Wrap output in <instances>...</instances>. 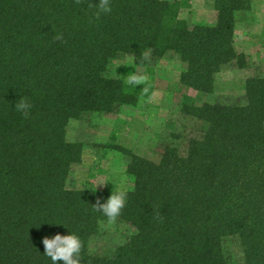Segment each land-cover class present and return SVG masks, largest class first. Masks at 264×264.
<instances>
[{
  "label": "trees",
  "instance_id": "1",
  "mask_svg": "<svg viewBox=\"0 0 264 264\" xmlns=\"http://www.w3.org/2000/svg\"><path fill=\"white\" fill-rule=\"evenodd\" d=\"M209 1L211 25L179 16L190 0H111L99 18L96 0H0V264H51L43 238L68 228L83 241V264H264L263 74L246 76L239 97L184 96L179 109L198 125L168 133L155 160L121 148L131 186L117 221L134 230L124 243L88 248L107 222L94 204L112 186H66L82 157L69 121L149 98L159 59H178L179 82L203 93L225 66H250L234 32L254 0ZM127 54L151 78L110 76ZM19 97L33 104L28 119L14 109Z\"/></svg>",
  "mask_w": 264,
  "mask_h": 264
},
{
  "label": "rangeland",
  "instance_id": "2",
  "mask_svg": "<svg viewBox=\"0 0 264 264\" xmlns=\"http://www.w3.org/2000/svg\"><path fill=\"white\" fill-rule=\"evenodd\" d=\"M179 16L189 24L211 25L216 11L209 0H190ZM235 47L247 55L248 68L227 65L215 77L214 90L203 93L179 82L183 64L174 56H165L153 65V91L135 106H122L114 113L89 114L82 119H71L67 125V138L82 143V157L72 165L66 186L70 189L105 190L107 186L129 188L131 179L125 173L128 155L121 149L150 160H155L165 136L170 132L195 127L198 121L179 109L184 96L196 104L213 103L220 98L239 97L244 94V80L251 73L264 75V0H254L249 11L235 16ZM108 74L132 85L137 78H151L144 67H137L127 54L114 60ZM106 182L103 185L98 183ZM97 185V187H96ZM125 223L103 222L98 234L88 241L94 253H105L122 244L133 233Z\"/></svg>",
  "mask_w": 264,
  "mask_h": 264
},
{
  "label": "clouds",
  "instance_id": "3",
  "mask_svg": "<svg viewBox=\"0 0 264 264\" xmlns=\"http://www.w3.org/2000/svg\"><path fill=\"white\" fill-rule=\"evenodd\" d=\"M95 7L94 15L96 18L112 12L111 0H96ZM56 39L62 40L63 34H57ZM32 108L33 104L28 97H19L14 105L15 111L21 113L25 119L30 118ZM106 182L109 181H104L97 185H103ZM128 194V188L117 186L115 190L111 191L106 200L103 202L99 199L97 200L96 204H94L95 211L102 213L109 223L116 222L127 204ZM42 242L44 255L50 259L51 264H58L60 261L63 264H83L82 250L84 245L77 232L68 228L67 234L56 233L51 237L46 236Z\"/></svg>",
  "mask_w": 264,
  "mask_h": 264
}]
</instances>
